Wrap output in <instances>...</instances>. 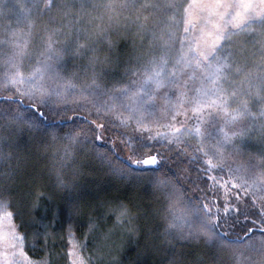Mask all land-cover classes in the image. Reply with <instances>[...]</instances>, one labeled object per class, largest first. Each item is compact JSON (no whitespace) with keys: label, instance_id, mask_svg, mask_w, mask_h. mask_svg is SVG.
<instances>
[{"label":"snow or ice","instance_id":"1","mask_svg":"<svg viewBox=\"0 0 264 264\" xmlns=\"http://www.w3.org/2000/svg\"><path fill=\"white\" fill-rule=\"evenodd\" d=\"M0 60L12 93L0 96V154L64 148L48 169L58 203L31 174H0V264L110 254L99 222L134 217L101 198L79 153L161 199L163 224L145 248L167 264H187L193 244L212 264L223 250L232 264H264V0H0ZM177 146L194 177L162 150Z\"/></svg>","mask_w":264,"mask_h":264},{"label":"trees","instance_id":"2","mask_svg":"<svg viewBox=\"0 0 264 264\" xmlns=\"http://www.w3.org/2000/svg\"><path fill=\"white\" fill-rule=\"evenodd\" d=\"M186 3L187 0H180ZM182 25L179 32H182ZM177 47L179 45L177 44ZM33 62L24 61L22 71L25 75L30 71ZM118 71L123 72V67ZM3 72L2 60H0V74ZM12 93L5 91L0 87V96H9ZM27 103V100H25ZM68 115H71L69 112ZM124 130V129H121ZM131 128L127 131L131 132ZM109 135H118V133H110ZM177 146L172 151L166 148L162 149L166 155L171 157L170 165L178 173L183 175L195 176V163L183 153L179 157L173 155V152L178 151ZM12 151L5 147L3 153L0 154V174L7 173L10 169H19L21 175L28 178V174L35 177V181L40 191L45 193H54V200L58 203L62 193L51 186L48 169L53 162V153L63 155L64 148L62 144H54L47 150L37 148L36 145L30 144L27 147H21L19 150L12 151L11 158H8V153ZM191 155V149H188ZM78 159L88 163L85 169V178L93 188L101 190V198L113 202L114 204L124 203L131 210L132 218L129 222L118 224L115 217L109 218L105 216L99 222L100 234L108 233V246L111 249L110 254H105L103 259L97 260L96 264H167L164 260L165 253L159 247L145 248L146 241L152 233L158 231L157 225H162L161 213L163 211L161 199L151 190H146L142 184L130 183L127 179H119L112 176L106 169L95 166L93 158L86 153H79ZM188 183V181H186ZM194 187V186H193ZM86 215L95 216V211L91 207L85 209ZM19 223V220H17ZM56 229L60 232V226ZM130 229L132 231H130ZM23 231V229H21ZM85 228L80 227L79 233H83ZM62 234V233H61ZM55 240V237L53 238ZM91 240V237H90ZM158 243V242H157ZM51 246V241H50ZM30 247V245H29ZM63 247V241L56 240L55 247L52 248L54 253H60ZM94 247V243L90 244V248ZM181 245H177L179 250ZM184 251L187 253V264H212V258L208 250L202 245L195 244L185 246ZM29 255L33 259H39L43 253L30 251ZM222 260L217 264H232L231 253L229 250L222 251ZM54 264H65L61 256H56Z\"/></svg>","mask_w":264,"mask_h":264}]
</instances>
